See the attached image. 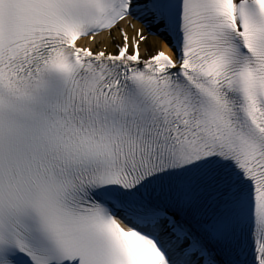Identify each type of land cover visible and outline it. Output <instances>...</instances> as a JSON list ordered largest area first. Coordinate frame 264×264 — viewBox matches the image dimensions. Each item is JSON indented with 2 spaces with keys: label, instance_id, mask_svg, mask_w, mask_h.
Segmentation results:
<instances>
[{
  "label": "snow or ice",
  "instance_id": "obj_1",
  "mask_svg": "<svg viewBox=\"0 0 264 264\" xmlns=\"http://www.w3.org/2000/svg\"><path fill=\"white\" fill-rule=\"evenodd\" d=\"M0 264H264V0H0Z\"/></svg>",
  "mask_w": 264,
  "mask_h": 264
}]
</instances>
